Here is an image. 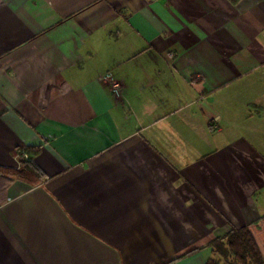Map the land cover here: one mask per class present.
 Here are the masks:
<instances>
[{
    "label": "crops",
    "instance_id": "crops-1",
    "mask_svg": "<svg viewBox=\"0 0 264 264\" xmlns=\"http://www.w3.org/2000/svg\"><path fill=\"white\" fill-rule=\"evenodd\" d=\"M263 80L264 0H0V264L264 257Z\"/></svg>",
    "mask_w": 264,
    "mask_h": 264
},
{
    "label": "trees",
    "instance_id": "trees-1",
    "mask_svg": "<svg viewBox=\"0 0 264 264\" xmlns=\"http://www.w3.org/2000/svg\"><path fill=\"white\" fill-rule=\"evenodd\" d=\"M21 159V171L34 172L36 167L31 162V158ZM215 246L222 248L223 254L231 257L228 264H264V257L248 227L233 228L225 237V240L217 239L213 241ZM207 264H221L220 260L210 259Z\"/></svg>",
    "mask_w": 264,
    "mask_h": 264
},
{
    "label": "built area",
    "instance_id": "built-area-1",
    "mask_svg": "<svg viewBox=\"0 0 264 264\" xmlns=\"http://www.w3.org/2000/svg\"><path fill=\"white\" fill-rule=\"evenodd\" d=\"M103 78L108 79L110 81L111 89L113 90V92L116 95H120L121 83L114 78V75L112 73H109L108 75H106ZM23 154L26 158H30L29 154L26 151H23Z\"/></svg>",
    "mask_w": 264,
    "mask_h": 264
},
{
    "label": "rangeland",
    "instance_id": "rangeland-1",
    "mask_svg": "<svg viewBox=\"0 0 264 264\" xmlns=\"http://www.w3.org/2000/svg\"><path fill=\"white\" fill-rule=\"evenodd\" d=\"M256 87L258 88L256 95H253V92H251L250 94L246 95L245 97L246 98H251L252 100H255L257 102L259 100H261V102L262 101L264 102V80L261 82L260 86L257 85ZM260 89L262 90V92H258V90H260ZM231 115H232V113H231ZM260 124L263 126V129H264V120L262 122H260ZM262 145L264 147V143H262Z\"/></svg>",
    "mask_w": 264,
    "mask_h": 264
}]
</instances>
